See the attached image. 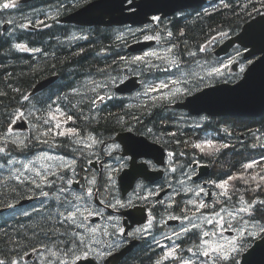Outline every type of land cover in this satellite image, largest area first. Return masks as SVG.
Listing matches in <instances>:
<instances>
[{
    "label": "flooded vegetation",
    "instance_id": "af4514ba",
    "mask_svg": "<svg viewBox=\"0 0 264 264\" xmlns=\"http://www.w3.org/2000/svg\"><path fill=\"white\" fill-rule=\"evenodd\" d=\"M202 11L203 10L200 9L185 10L177 12L171 17L161 18V25L159 28L152 21L139 27L129 25L116 27V35L113 39V43L112 45H107L109 49L112 47L111 59H115L116 66L113 65L114 62H112V65L107 64V61L105 64L102 63L98 65L97 68L93 69V72L81 75L76 79V81L69 83L68 86L66 85L56 88L55 91L51 92V100H56L57 96L69 95L70 101L72 102L74 99L72 98V95L69 93V91L70 88H76L78 86V80H85V83L89 80H95L98 83H104L105 77L110 72H112L110 74L113 76H123L124 74L129 77L133 76L135 80L131 86H133L135 83H138V86L129 93L119 95L113 91L114 86H110L106 89H97V92H99L101 95H112L114 98L111 100H106L103 104H99L98 108L96 109L92 108L91 106L90 108L94 113H96V116L99 115V113H103V110L109 113L110 111L115 112L118 109L130 107L132 110L136 111L140 108V106L144 105H158L160 106V110H163L165 114H171L170 112L173 111H170V108L173 107L178 100L177 94L175 96L168 95L171 91L170 87L173 86L172 84H169V88L163 89V95H168V99H163L161 93L158 92L150 93L148 97L144 96L143 93L145 92L146 84H154L158 87L160 81L168 82L169 80L176 78L178 75L176 74L175 70L171 68L170 72L162 71L160 73L157 72L151 74V71H145L147 68H143L142 73L139 72V70L134 72L129 70L127 67L122 69L121 67L124 65V63L119 60V57L124 56L126 58H131V56L134 57L142 54L130 53L127 47L137 41L144 40V35H155L156 33L154 32H157L158 29L164 26L169 28L176 18L181 19L182 21L192 20L196 17L203 16ZM146 25H151L152 27L149 29L145 27ZM129 29H131L135 35L131 34L128 31ZM137 29H144V33L137 31ZM180 29V31L183 32V28L180 27ZM180 33L178 36H180ZM92 34L93 32L91 33V37L94 41V35ZM118 35H122L123 38L118 40ZM218 39L219 37L216 34L215 27H211L207 35L205 32V35L199 44V47H206L207 50L205 52H200L199 48L196 50L190 47L191 50L195 51L196 55L189 56L187 51L188 49L185 53H176L174 52V47L171 53L167 52L165 55L168 56L169 60H178L180 63L179 72L183 69L186 74L191 73L192 64L194 66V71L196 72V65L197 63H200L202 67L207 66L206 68L209 71H212V69L216 68L219 71V74L217 75L225 78L227 77V79L230 81H235L242 74L241 67L244 69L247 64L253 60L254 56L247 60L243 57L244 50L238 46H234L230 50L233 53L231 52L232 55L229 58L233 57L232 64L234 65V63H237V65H234L235 70H230V67L227 69L226 62L228 61V56L218 57L214 53L216 46L218 45ZM87 41L92 42L90 39H88V37L86 38V42ZM183 43L185 44V42L179 40L177 37L172 36L170 39H166L164 45L165 48H169L173 45H183ZM91 46L92 45H90V47ZM158 46L159 43L156 44V47ZM101 52L104 53V48L101 50ZM116 68H118L119 71L115 70ZM99 69H107V71L104 73V75H101V73L98 71ZM191 74L192 75L180 77L181 83L176 84V86L179 87L181 93L185 94L184 97L202 90L205 84L206 87L210 84H216V80L219 78L216 74L215 76L205 75L203 77V81H200L198 79L200 76H198L196 73ZM184 79L188 80L187 84L183 83ZM89 86L92 87V85H88V88ZM187 89H190V91H186ZM95 94L96 93L89 91V97H93ZM39 97L41 99L44 98L42 93L39 94ZM150 97L160 98L153 100ZM85 101V104L88 105V101ZM71 102L66 100L60 101L62 110L70 108ZM108 103H110V105H108ZM83 108L87 109V106L83 105ZM176 112L178 111L175 110L174 113ZM75 114L77 117L72 115L74 122L69 121L65 127H75L81 131L82 136L93 135L94 137L103 140L105 142L104 147L111 150L110 155L105 154L102 149H96L88 151L86 153L87 158H83L79 153L73 152V149L76 147V145L72 144L68 139L62 137L57 139V142L60 143L59 147L52 148L48 144L35 143V146L30 152L37 150V154L47 153L48 155H55L56 157L63 156L68 160H70L75 155L78 160L76 174L74 175L72 172L67 173V178H71L73 183L72 185L65 184V187H69L72 191L79 193L86 186H88L87 180L85 179L87 177V179L96 180V186L100 189L101 194L104 195L107 175H112L113 186L111 187V194L107 195L106 198L112 200L113 204L115 203V199H120L122 203L131 201V204L126 207L112 208L104 207L99 203V198L95 199V205L100 208V210H102L103 215L89 218L88 224L92 227H95L96 225H107V230L109 233L114 232L112 225L117 224L118 227H123L125 229V235L104 236L102 232H98L96 234V239L99 241V243L93 244L92 247L97 251H111L112 255L107 256L105 259H99L95 254H93L87 259H82V261L84 260V264H156L158 260L161 261V264H176L175 261L161 260L163 252L166 251L168 247L173 245V241L165 240L162 237L164 235H171L173 230L179 231L182 223L189 227L190 225H188V221L171 220L169 219V215L182 217L186 214L189 217H193L195 223L201 224V228L203 230H211V225L203 224L202 219H195L193 216L195 213V208L193 207L192 203H189L190 201L198 203L199 201L203 200L206 204H208L209 208L202 210V213L204 217L210 219H215V217L211 215L213 211L220 212V215L223 216V205L230 203L232 205L240 206L237 201L243 196V194L245 195L243 191L229 189L232 199L228 202V200H225V197L218 195L220 189L215 187V183H209L210 181L218 183V180L212 174V166L209 165L210 170H208L207 176L198 179L194 178L198 172L200 163H207L204 161L200 162L198 160V156H196L198 149L196 150L191 146V150L187 149L186 151H189V153L194 155V157L191 161L183 160L184 155L181 156L179 155V151L175 152L174 150L176 147L175 144L177 142H179L178 144L184 145L186 139L181 137L178 138L177 135H169V133L176 134V132L162 129L152 121H148L149 119L143 120L141 116L138 117L139 122L134 120L133 116H129V118L122 117V120L127 121L123 124V127H119L108 133H104L105 135H97L91 128L83 130L81 126L82 124H86V119L83 118L81 120L80 115L76 112ZM186 115L187 114L185 113H176V116L173 115L172 118L169 116L168 118H165V120L166 122L170 123L171 127L178 130L183 129V132H186L188 135L192 136L191 140L192 138L193 140L190 143L194 144L195 138L193 137L192 132L190 133L189 130L199 131L202 127V124L208 122L209 119L205 117L193 118ZM128 128H131L132 131H128ZM149 129L151 131H149ZM228 131H226L224 134L225 140L232 141L233 135L230 134V128ZM124 132H131L137 137H142L147 142L157 146V148L149 150L146 154H144V152L135 155L126 154L124 144L121 143L117 138L119 134ZM208 133L209 136H213L215 129H209ZM187 134L185 135L186 138H188ZM238 138L241 140L246 139L245 142L248 148L261 145L257 135V130H254L253 128H246L243 132L239 133ZM238 138L237 143L239 144ZM212 142L217 146L215 141ZM93 151H95V154H93ZM169 151L174 152L180 158L176 157L175 155L172 161L169 162L167 156ZM15 153L17 154V152ZM97 156L99 157V160H97ZM88 159H90L92 163H88ZM215 159L216 154L213 156V161H215ZM193 161L196 163L193 164ZM190 164L191 167L189 168ZM15 167L18 168L19 165H16ZM172 168H175L176 170L171 171L170 169ZM108 169H111V171H108ZM128 169L133 171L135 174L138 172L141 175L131 178L130 189L128 192L124 193L121 188L120 176ZM189 176L191 179L188 178ZM181 181H183V184L180 183ZM6 182L8 185L7 183L0 185V188L5 189L4 193L6 194L2 195V197L5 198V201H3L4 207H2V210L5 211V213L2 214L0 218V230L7 234L9 231H13L14 233L17 228H23L25 224L27 225L34 219L44 220L47 223L49 229L38 230L34 234L35 238L31 245L27 247L21 245L18 249L8 252L6 256L1 257V259H4L6 264H8V262L11 260H16L17 264H46V261L52 259L53 264H56L55 259L50 257L47 249H51L52 251L64 249L65 245L73 239V231H80L82 234H84L83 229H74V226L61 223L60 218L56 215V213L58 210L62 211V208L58 209L57 202L54 198L46 200L44 197L40 196V189H36L34 186H31V190L30 188H26L24 184H19L13 179H8ZM62 183L63 181L55 179L56 188L61 186ZM197 186L202 187L206 194L202 193L200 196H196L195 192L197 190ZM185 189H192V191L186 192ZM43 190L49 191L50 193L55 192V188L49 189L48 187H44ZM138 196L142 198L138 199ZM143 197H147V199L145 200ZM217 200H219L220 203H216ZM248 201L254 200L248 198ZM9 204L13 205V207L9 208L7 206ZM169 205H171V207H169ZM25 212H27L29 215H24ZM150 213L153 217H155L154 226L150 230V234L136 233L135 230L137 228H140L146 224ZM196 215L199 216L200 214L196 213ZM109 216L112 217L111 220L108 219ZM127 233H133V235L129 236ZM197 234L198 233L194 231L193 233L186 234L179 240L175 241V243L179 244L180 248L183 250L180 252V255L184 258L191 256V253H188L186 250L187 248L192 247L194 242H196ZM113 241L120 243L119 249L115 248V246H113L111 249L107 248V245L112 244ZM154 241H160V243L164 245L165 248L161 249L157 247ZM33 248H35L37 251L33 252ZM25 252H27L28 255H25ZM193 259L196 258L193 257ZM197 264H199V261H197Z\"/></svg>",
    "mask_w": 264,
    "mask_h": 264
},
{
    "label": "snow or ice",
    "instance_id": "6c2138e0",
    "mask_svg": "<svg viewBox=\"0 0 264 264\" xmlns=\"http://www.w3.org/2000/svg\"><path fill=\"white\" fill-rule=\"evenodd\" d=\"M221 5L224 8L230 7L229 3H226L225 0H220ZM119 11L123 12L125 9L135 15L139 11H144L145 16H147L152 11H161L162 7H166L167 5H159V4H150V3H137V0H118ZM105 0H100L98 4H93L91 7L93 8H103L105 7ZM247 4L243 5V8H247ZM17 7L16 0H3L0 2V11L3 10H11ZM207 14V13H206ZM151 21L159 28L161 25V16L159 15H151ZM9 24H13L19 28H27L32 24L31 21L28 23H19L16 24L15 21L9 20L7 21ZM36 24H43V21H36ZM146 28H151V25H146ZM165 32L166 39H170L173 36V33L167 30L166 27L161 29ZM131 34L135 35L131 29L128 30ZM137 31L144 33V29H137ZM184 33L181 31L180 35L182 36ZM222 36H226V33H221ZM122 35H118L117 39H122ZM143 39L146 41L156 40L161 41L162 37L159 33L155 35H144ZM215 39V38H213ZM261 39L264 40V34H262ZM18 51H30V49L23 43H15L12 45ZM172 47L167 48V52L171 53L173 51ZM207 49L204 46L199 47L200 52H205ZM31 51L39 52L40 49H31ZM189 56H195L196 53L189 52ZM151 58L164 60V57H160L155 51L144 52L142 55H137L131 58H126L124 56H120L119 60L128 66L135 65L136 68H131V71L139 72L143 71V68L151 69L153 67H158L152 64ZM170 65L174 66L178 71L180 69V63L177 59H172L167 61ZM251 63V62H250ZM143 66V67H140ZM166 72H170L171 68H163L160 69ZM101 75L107 71V69H99L98 70ZM241 71L244 69L241 67ZM139 74V73H138ZM214 74H219L218 69H212L206 73L208 76H212ZM182 75H192L191 73ZM127 79V75L123 76L117 75L113 76L110 73L105 77L104 83H98L95 80H89L85 84L81 85V88L86 91H91L96 93L93 97H88L85 95V92L80 91L77 88H70L71 95L80 96L81 100L78 103H84L85 100L92 106V108H98L99 104H103L106 100H111L114 97L112 95H101L97 92V89H106L110 86H117L118 84H123ZM200 81H203V77H198ZM177 83H181L179 79H172L168 82L160 81L159 86H155L154 84H146L144 96L148 97L150 93L158 92L161 93L163 99H168V95L175 96L180 92V89H175V91H170L168 95H163V89L169 88V84L175 85ZM184 84L188 83L187 79L183 80ZM88 85H92L89 89ZM186 91H190L187 89ZM5 95V93L0 92V96ZM139 95V94H138ZM151 99H159L160 97H150ZM23 101H29L30 97L24 95L22 97ZM50 102H47L46 111L43 115H36L37 112H40L39 108H36V105L33 104L34 111L29 112V116H35L36 121H42V124L45 126L43 128L40 127L39 124H32V129L36 133L33 136L25 137L24 139H20L19 137L14 135L13 125L16 124L17 120L24 119V112L17 110V112L13 115V118L9 122V125L6 131L3 133V136H0V159L4 160V163H0V169L5 167V164L8 166V171L10 173L9 178L17 181L19 184H24L25 186L31 185L36 189H40V196L44 197L46 200L50 198H54L57 202L58 209L62 208V211L58 210L56 215L60 218V222L74 226V229H83L82 234L80 231H73V239L65 245L64 249L59 251H52L51 249H47L50 257L54 258L56 264H77V261L82 259H87L89 256L95 254L99 259H105L107 256L112 255L111 251H97L92 247L93 244H98L99 241L96 239V234L98 232H102L104 236H123L125 235V229L123 227H118L117 224H113L112 228L114 232L109 233L107 230V225L101 226L96 225L92 227L88 224L89 218L91 217H99L103 215L102 210L95 205V199L99 198V203L104 207H112V208H123L131 204V201L126 203H122L120 199H115V203H112V200L107 199L106 196L111 194V187L113 186V177L112 175H107V179L105 181L106 187L104 188V195L101 194L100 189L96 186L95 179H87V185L81 192L72 191L69 187H65L64 185H72L73 181L71 178H67V173L72 172L74 175L76 174V168L78 160L74 155L70 160L66 159L63 156L55 157L52 155H48L47 153L34 154L33 158L27 159L26 161H22L16 159L15 156L12 155V151H18L23 153L25 150L30 149L31 144L41 143L48 144L50 147L55 148L59 147L60 143L57 142V138H66L71 141L72 144L76 145L73 149L74 153H79L81 157L87 158L86 153L90 150L102 149L105 154L110 155V150L104 147L105 142L100 140L93 135L82 136L81 131L75 127H65L69 123V121H73V116L66 113L62 110L60 101L66 100L70 101L69 95L57 96L56 100H51V97L48 98ZM40 103V101H37ZM73 108H76L77 105L73 104ZM134 120L139 122V118L133 116ZM74 122V121H73ZM31 123V121H29ZM128 131H132L131 128H128ZM149 131H151L149 129ZM171 136H175V133H169ZM51 141V143H50ZM179 143V142H177ZM187 143V141L185 142ZM9 145H13L14 148L12 151L9 150ZM191 147L198 149L201 153H205L211 155L215 152L220 151L222 148H228V144H221L216 146L212 141H205L203 143H194ZM260 147L264 148V144H261ZM133 151H135V146H133ZM95 154V151H93ZM176 154L174 152L169 151L167 153L169 162L172 161L173 157ZM179 155L183 156L185 153L180 152ZM123 159V158H121ZM264 160V157L261 158ZM97 160L99 157L97 156ZM55 162V163H52ZM88 163H92L90 159H88ZM196 163L195 161L192 162ZM260 162L256 160H252L249 163L242 165V167L247 169H252L255 166H258ZM19 165V168L15 166ZM191 167V164L189 165ZM54 169V170H53ZM171 171H175V168L170 169ZM111 171V169H108ZM191 179V177H188ZM55 179H59L63 181L61 186L56 188ZM237 179H245L241 176H229L225 180H221L220 182H209L215 183V187L220 189L221 191L218 193L219 196L225 197V200H231L232 196L229 193L230 181ZM252 180L254 182L257 181V177L253 176ZM247 183V180H245ZM183 184V181L180 182ZM264 186V175H259V180L256 182V188H260ZM48 187L49 189L55 188L54 193H50L49 191H44L43 188ZM95 189V190H94ZM186 192L192 191V189H185ZM202 193H205V190L202 187L197 186V190L195 192L196 196H200ZM206 194V193H205ZM114 198V197H113ZM138 199L142 198L140 196ZM143 199H147V197H143ZM189 203L193 204L195 208V213L193 216L195 219H202V223L206 225H211V230H203L201 228V224L195 223L193 217H189L188 215L180 216H172L169 215V219L171 220H182L188 221V225L186 226L183 223L179 231L173 230L171 235H164L162 238L165 240L173 241V245L168 247L166 251L163 252V256L161 260H170L175 261L176 264H237V257L245 250L246 244L248 240H262L264 241V224H261L255 220L254 212L257 208V205H264V200L259 201H245L242 197L237 201L241 206L238 208H234V211L228 213V218L220 215V212L213 211L211 215L215 217V219H210L203 216L202 210L209 208V205L206 204L203 200L198 203L190 201ZM216 203H220L219 200ZM9 208L13 207V205H7ZM171 207V205H169ZM196 213L200 215L197 216ZM24 215H29L27 212ZM247 218V219H245ZM109 220L112 219L111 216L108 217ZM155 217L149 214L147 218V222L145 225L137 228L136 233L150 234V230L154 226ZM236 221L237 224L243 223V228H236L237 237L233 239H229L224 243H220V240L223 239L224 231H229L233 227H236L232 222ZM197 232L196 242H194L192 247L187 248V252L191 253V256L188 258H184L180 255V252L183 251L179 244H176L175 241L179 240L182 236ZM127 235L131 236L133 233H127ZM216 237V240L213 241L211 238ZM207 238V239H206ZM156 246L164 249L165 246L160 243V241H154ZM115 246V248L119 249L120 243L117 241H113L112 244H108L107 248L111 249ZM260 249L259 259H255L256 249ZM33 252L37 250L35 248L32 249ZM25 255H28L25 252ZM195 257L196 259H193ZM200 257L204 259L200 260ZM248 257H251V260L246 258V264H264V245L257 244L256 248H253L248 252ZM0 264H6L4 259H0ZM8 264H17L16 260H11ZM46 264H53V260L49 259L46 261ZM156 264H161V261L158 260Z\"/></svg>",
    "mask_w": 264,
    "mask_h": 264
},
{
    "label": "trees",
    "instance_id": "16d2710c",
    "mask_svg": "<svg viewBox=\"0 0 264 264\" xmlns=\"http://www.w3.org/2000/svg\"><path fill=\"white\" fill-rule=\"evenodd\" d=\"M45 1L40 0L39 3ZM0 2H3V0H0ZM225 2L229 3L230 7L224 8L220 0H215V12L211 13L208 10L209 15L199 16L188 21L177 18L173 21L172 27L170 26L174 30L173 36L185 42V44L179 46L175 51L176 53H185L190 47L198 50L205 32L207 35L211 27L218 29V32L228 33V35L235 33L245 21L258 14L260 9H264V0H225ZM31 4L35 3L32 2ZM245 4L248 5L247 8L242 7ZM28 5L25 4L24 7ZM8 16H10L8 10L0 11V18H3V21ZM42 18L41 16L40 19ZM180 27L183 28L184 34L182 36H178L181 32ZM23 29L17 31V28L14 27L12 31L4 33L0 27V92L5 93V95L0 96V136L6 131L17 110L27 111L26 101H23L22 97L24 95L28 96L32 85L40 78L51 73L58 75V80L51 84L47 90L42 91V96L46 95L48 97L56 88L68 86L69 83L76 81L81 75L93 72L94 68L102 63L105 64L106 61L107 64L112 65V62H114L113 65H116L115 59H111L112 50L106 47V45H111L108 29L95 27V32L92 34L94 35V41L89 36L88 39L92 42L81 41L77 44L61 42L60 39L63 36L57 34V32H65L66 26L51 24L49 28H44L36 33L30 32L31 30L26 28ZM15 43L25 44L30 51L16 50L12 47ZM90 45L92 46L90 47ZM34 46L40 47V54L31 51ZM103 48L104 53L101 52ZM32 97L30 99H35L37 96ZM80 100H73L67 111L74 116H76L75 112L78 113L81 120L86 119V124L81 126L83 130L91 128L97 135H105L104 133L123 127V124L127 121L122 120V117L141 116L143 120L149 119L148 121H152L162 129L176 132L178 138H185L187 143L183 146L178 143L176 145L179 147V152L185 153L183 160H189L190 157L186 151L189 140L185 137L186 132L171 127L165 118L171 117L173 114H165L163 110H160V106L144 105L140 106L139 109L137 108L136 111L130 107H124L115 112L113 111L114 113L112 111L107 113L103 110V113L96 116V113L90 108L91 105L88 102V105H86V101L82 104L78 103ZM73 104H76L77 107L73 108ZM83 105L87 106V109L83 108ZM42 107L44 109H40ZM42 107L39 106L40 112H37L36 115L44 114L46 106L42 105ZM31 111H34V109ZM31 111H27L28 114ZM29 118L32 124H37L35 116H29ZM217 122L220 126L218 124L215 126L217 136L213 141L217 143V146L228 143L229 147L224 150L223 148L220 149L221 152H216V159L212 161V174L218 182L227 179L229 176L244 177L245 179L230 181L231 188L229 189L243 191L248 198L254 201L264 200V186L256 188L259 175H264V160L252 169L243 171L242 167V165L254 160L255 156L263 157L264 148L257 145L248 148L245 142L246 139L241 140L238 138L240 132H243L246 128H253L257 130V135L259 134V141L264 144V115L260 118L221 117L217 119ZM42 126L44 125L42 124ZM228 127L230 128V134L233 135L232 139L236 142L225 140L224 134ZM27 136L30 137L33 134L27 133ZM236 137L239 139V144ZM253 176L257 177L256 182L252 180ZM245 180H247V183ZM4 191L5 189L0 188V207L4 205L2 203L5 201V198L2 197V195H6ZM228 205L232 204L229 203ZM254 217L255 220L264 224V205H257ZM43 229H49L47 223L44 220L34 219L27 225L25 224L23 228H17L14 233L9 231L7 234L0 230V259L6 256L8 252L18 249L21 245L24 247L31 245L35 238V232ZM238 258L239 256L236 259L238 260Z\"/></svg>",
    "mask_w": 264,
    "mask_h": 264
},
{
    "label": "bare ground",
    "instance_id": "6f19581e",
    "mask_svg": "<svg viewBox=\"0 0 264 264\" xmlns=\"http://www.w3.org/2000/svg\"><path fill=\"white\" fill-rule=\"evenodd\" d=\"M40 0H16L17 2V7L14 8V9H11L13 11L12 13V16H13V19L14 21L16 20H22V21H26L28 23V21H31L32 24L30 26H28L26 29H29L31 30L30 32L32 33H36L38 31H41L42 29L44 28H49L51 26V24L53 25H60V26H66V29H65V32H57V34H61V36L65 37L66 35L69 36L71 34L72 31H78V30H82V31H88L90 32L89 35L85 36L83 39L81 40H78V41H86V38L91 36V33L92 32H95L94 31V28L95 27H100V28H104V29H108L109 30V40H110V43L112 45L113 43V39L115 37V32H116V27L118 26H123V25H129V26H142V25H145L147 24L148 22H151V15L153 14H150V15H147V16H144L145 17V20L144 22H131L130 20L128 21H125V22H121V23H115V24H105V23H94V24H86L85 22H78V21H72L70 20V18L74 17L72 14L78 12L79 10L82 11L84 9H88L91 5L93 4H96L98 2H100V0H46L44 3H39ZM35 3V4H31V3ZM138 2V1H137ZM25 4H30L26 7H24ZM59 6L62 7V10L61 11H56ZM41 10V16L43 17L42 19H40L41 16H35L32 18H29V15H25V16H18L16 17L17 14L19 13H22V12H27V10H30V11H34V10ZM52 9L53 12H55L54 14H51V15H48L47 17L44 15L47 12V10H50ZM96 9V13L94 14L93 18L96 19V17H98V14L101 12V9L100 8H95ZM29 11V12H30ZM118 11H119V5L117 6V10H116V13H115V16H118ZM124 12H128L126 9L124 10ZM28 13V12H27ZM176 12L170 14V15H167V16H163L162 13H155V15H159L161 16V18H168V17H171L172 15H174ZM57 15V17H56ZM3 16V15H2ZM43 21V24H39L37 25L36 24V21ZM109 20V17L106 16L104 18V21H108ZM165 22V21H164ZM1 23V22H0ZM10 24L7 23V21L5 23H3L2 27H1V30L2 32H8L10 29ZM165 27V26H164ZM162 27V28H164ZM158 29L157 32H154V33H159L162 37L161 41H156V40H150V41H146V40H142V41H137L131 45H129L127 47L128 51L130 53H144L150 49H152L153 47L156 46L157 43L161 44L162 43V46L165 47L164 45V42L166 41L165 39V32L162 31L161 29ZM241 28V27H240ZM240 28L237 30L239 31ZM25 29V28H24ZM23 29V30H24ZM167 30L171 31L173 33V30L171 27L167 28ZM6 32V33H7ZM73 34V33H72ZM72 39V38H71ZM225 39V40H224ZM228 39V37H219L218 39V45L216 46V49L214 51L215 55L216 56H228V58L232 55V51L231 48L234 47V46H238L240 48H242L244 51H243V57L246 58L247 60H249V58L253 57L254 54H251L249 52H247L249 50L248 47L246 46H242L240 45L239 43L235 42L229 49L228 51H223L221 53L218 54V51L220 49V46L223 45L224 42H226V40ZM143 41H146V42H151L150 46H148L147 48L145 49H142V50H131L132 46L135 45L136 43L138 42H143ZM224 41V42H222ZM73 42V41H72ZM203 45V44H201ZM105 46V45H104ZM176 46L175 45V50L174 52L177 50L176 49ZM103 47V46H102ZM107 47V45H106ZM40 49V47L38 46H34L32 47V49ZM108 48V47H107ZM112 49V47H111ZM232 52V53H231ZM163 53V52H162ZM38 54V53H37ZM40 54V52H39ZM164 56V55H163ZM169 61V60H168ZM251 62V61H250ZM250 62L247 64V66L244 68V71L242 72L241 76L235 80V81H230L226 78L222 79V81L225 83H230V84H238V85H241L246 79L245 77L248 75L251 76V73H250V70H249V66H250ZM157 64V63H156ZM124 67H127L128 69L131 67L133 68V66H128V65H122V69ZM172 67V66H171ZM230 67V70L233 69L235 70V66L232 64V62L229 64L228 66V69ZM155 69L157 71H161V67H155ZM157 73V72H156ZM182 73V72H181ZM134 77L133 76H127V79H133ZM58 80V75L56 73H51V74H48L42 78H40L39 80H37L33 85H32V88L31 90L29 91L28 93V96L30 98H33L32 96L36 95L37 97L35 99H30L29 101H26V110L27 111H31L33 109V104L36 103V107L39 108V106L42 107V105H45L47 107V102H50L48 100L49 97H52V95L50 96H44L43 99H41L39 97V94L42 93L43 90H47L51 84H53L55 81ZM214 86H216V84H210L209 86L206 87V84L204 86V90L207 92V97H208V93H209V100L213 102V89H214ZM136 87L135 86H131L129 84H127L126 82H124L123 84H118L117 86H114L113 88V91L116 93V94H125V93H129L131 92L132 90H134ZM171 88V91H174L172 87ZM211 88V89H210ZM22 91V90H21ZM209 91V92H208ZM224 98L228 101H231L234 99L233 97L230 96V94H228V92L226 91V93L224 92ZM185 94H183L181 97L177 98V102L176 104L170 108V111H173V112H170L171 114H173L174 116H176V113L177 114H180V113H185L187 114L186 116H189V117H193V118H201V117H205L207 119H209L208 122H206L205 124H202V127L199 131H190V133L192 132L193 134V137L195 138V143H203L205 141H213L215 136L217 135V129L215 131V133H213V136H209V133H208V130L211 129V130H214L215 129V126L218 124L220 126V124L217 122V119L221 118V117H239V118H249V116H231V115H228V114H217L216 112H207V111H204V110H201L199 106V104H197L195 101L192 102L193 106L196 108L195 110H190V108L187 107L186 105V102L188 100V96L184 97ZM37 101H40V103H37ZM73 101V100H72ZM40 109H44L43 107L40 108ZM176 111V113H174ZM27 111H22L24 113H26V117L24 116V119L23 120H17V123L18 126H21V124H26L29 126L30 128V133H32L33 135H35L36 133L33 131L32 129V122L29 123L30 121V118H29V115H28V112ZM42 111V110H41ZM65 111L66 113H69L66 110H63ZM70 114V113H69ZM72 115V114H70ZM263 114L259 115V116H254L255 118L256 117H261L263 116ZM31 117V116H30ZM173 116H171L170 118H172ZM216 118V119H214ZM33 120V119H32ZM176 121V120H175ZM37 124L40 125L41 128L45 127V126H42V121H36ZM231 123V122H230ZM210 126V127H209ZM15 128V127H14ZM183 130V129H182ZM188 130V129H186ZM229 130V127L227 128V131ZM229 132V131H228ZM187 134V133H186ZM263 134V133H262ZM168 135V134H167ZM259 135V134H258ZM188 150L190 149V142L193 140H191V137L190 135H188ZM117 138L119 139V141L121 143L124 144V149H125V152L126 154H130V155H135V154H139L141 152H144V154H146L149 150H152V149H155L157 148V146H154V144L150 143V142H147L146 141V146L144 147H135V151L134 153H129L127 148H129L130 146V143L128 141V137H127V132H124V133H121L117 136ZM263 138V137H261ZM59 139V138H57ZM264 139V138H263ZM233 142H236V140L232 139ZM261 142V141H260ZM2 143V142H0ZM232 143V142H231ZM263 142H261L262 144ZM256 144V143H255ZM176 145V144H175ZM183 146V145H182ZM260 147V146H259ZM184 148V147H183ZM253 148V147H251ZM161 149V148H160ZM179 147L178 145H176L175 147V152H178L179 150ZM224 149V148H223ZM10 150V149H9ZM178 150V151H177ZM191 150V149H190ZM197 150V149H196ZM12 151V150H10ZM111 151V150H110ZM221 152V151H220ZM12 154L14 156H17L16 153L14 151H12ZM188 156L190 157L189 158V161L192 160V158L194 157V155L190 154L189 151L187 152ZM216 154V152H215ZM196 156H198V160L200 162H206L207 164H204V163H200L199 167H198V172L196 173L195 175V179H198V178H202V177H205L207 176V172L208 170H210V166H212V161H213V157H209V156H206L205 153H201L199 150L196 152ZM133 157V156H132ZM176 157H179L176 155ZM180 158V157H179ZM185 158V156H184ZM183 158V159H184ZM209 158L210 159V162H209ZM2 160V159H1ZM179 165V164H178ZM210 165V166H209ZM5 168V167H4ZM7 168V167H6ZM190 168V167H189ZM183 173V172H182ZM120 181H121V188H122V191L124 193L128 192L129 189H130V186H131V181L129 180H126L124 177H123V173L121 174L120 176ZM18 184V183H17ZM151 187V186H150ZM179 187V186H178ZM29 188V187H28ZM184 192V191H183ZM254 192V191H253ZM255 194V193H253ZM195 198V197H194ZM26 202V201H24ZM3 203V202H2ZM4 207V205L2 206ZM2 207H0V218L2 216V214L5 213V211L2 210ZM223 209H225L224 207H222ZM226 210V209H225ZM31 214V213H30ZM31 217V216H30ZM58 221V220H57ZM257 221V220H256ZM259 222V221H258ZM261 223V222H260ZM1 229V227H0ZM54 237V236H53ZM182 238V237H181ZM247 242H250V240H248ZM203 257H200V260H202ZM204 259V258H203Z\"/></svg>",
    "mask_w": 264,
    "mask_h": 264
},
{
    "label": "water",
    "instance_id": "95a60500",
    "mask_svg": "<svg viewBox=\"0 0 264 264\" xmlns=\"http://www.w3.org/2000/svg\"><path fill=\"white\" fill-rule=\"evenodd\" d=\"M150 3V4H159L167 5L162 7L161 11H152L150 14L162 13L163 16L170 15L178 10L187 9V8H200L203 7L206 0H140L137 3ZM99 3V2H98ZM96 3V4H98ZM105 7L100 8L101 12L98 14L96 19L93 18L96 13V9L89 7L82 11H78L72 14L74 17L70 18L72 21L85 22L86 24L94 23H105V24H115L121 23L130 20L131 22H144L145 14L144 11H139L137 14L133 15L129 12L118 11V16H115L118 0H105ZM108 16L109 20L104 21V18ZM262 34H264V15H258L251 18L249 21L245 22L241 30L228 38L223 45L220 46L218 54L223 51H228V49L235 43H239L242 46L249 48L247 52L251 54L261 53L262 55L252 62L249 66L251 76L248 75L245 77V81L241 84H220L214 86L213 89V102L210 101L209 93L207 97V92L201 93L194 98L187 100L186 105L188 108H191L192 102L195 101L201 110L207 112H216L217 114H228L231 116H259L264 113V40L261 39ZM151 42H138L132 46L131 50H142L150 46ZM211 89V88H210ZM230 94L234 99L227 101L224 98V92ZM209 92V91H208ZM131 148L135 141L129 142ZM264 245V241L257 240L253 246L248 249L243 255L240 264H246V258L251 260V257H248V252L253 248H256V245ZM260 249H256L255 259H259ZM81 264V263H77Z\"/></svg>",
    "mask_w": 264,
    "mask_h": 264
},
{
    "label": "rangeland",
    "instance_id": "374dc122",
    "mask_svg": "<svg viewBox=\"0 0 264 264\" xmlns=\"http://www.w3.org/2000/svg\"><path fill=\"white\" fill-rule=\"evenodd\" d=\"M62 10V7L61 6H59V8L56 10V11H61ZM9 11V15L10 16H8L7 17V19H4L5 21H3V18H0V27H2V25H3V23H5L6 21H9V20H12V21H14V19H13V16H12V13H13V11L12 10H8ZM30 10H27V12H22V13H19V14H17L16 15V17H18V16H25V15H29V18H31V20H32V18L33 17H35V16H41L42 14H41V10H39V9H37V10H34V11H30ZM47 12L48 13H46V14H44L46 17L48 16V15H51V14H54L55 12H53V10L52 9H50V10H47ZM56 17H57V15H56ZM19 18V17H18ZM16 22V24H19V23H27L25 20L24 21H22V20H16L15 21ZM14 27H16L15 25H13V24H10V27H9V32L10 31H12L13 30V28ZM17 28V31L19 30V29H23V28H19V27H16ZM16 31V32H17ZM73 33V34H72ZM90 34V32H88V31H80V30H76V31H72L71 32V34L69 35V36H65V37H63L62 39H60L61 40V42H69V43H72V44H77V43H81V41H78V40H81V39H83L85 36H87V35H89ZM72 38V39H71ZM73 41V42H72ZM71 44V45H72ZM181 44H178L177 46H176V49H178L179 48V46H180ZM156 47V46H155ZM153 47L152 49L153 50H148V51H155V52H157L158 53V55L160 56V57H164L165 59L164 60H159V59H155V58H151V62H152V64L153 65H155V66H159V67H161V69H163V68H173L174 70H175V72H176V74L178 75L176 78H174V79H179V80H181V78L180 77H182V76H186V75H182V73H184V74H186V72L182 69L180 72L174 67V66H172L171 67V65L167 62L168 60H169V58H168V56L167 55H165L166 53H167V48H165V47H163L162 46V44H159V46L158 47ZM171 47V46H170ZM148 51H146V52H148ZM188 51V53L189 52H194L195 53V51H193V50H191V49H188L187 50ZM163 52V53H162ZM136 54H139V53H136ZM143 54V53H142ZM142 54H140V55H142ZM164 55V56H163ZM131 57H133V56H131ZM225 60V59H224ZM223 60V61H224ZM233 61V57H231V58H228V61L226 62V64H227V69H228V66H229V64L231 63ZM157 63V64H156ZM191 63V62H190ZM218 65V64H217ZM116 66V65H115ZM140 67H143V66H140ZM207 66H205V67H202V65L200 64V63H197V65H196V72L194 71V66H193V64H192V67H191V69H192V72L191 73H196L198 76H200V77H204L205 75H206V73L207 72H209V70L206 68ZM133 68H136V66L135 65H133ZM216 69V68H215ZM115 70H117V71H119L118 70V68H116ZM129 70H130V68H129ZM137 70H139V69H137ZM146 70H149V71H151V74H154V73H156V72H162L163 70H161V71H157L156 69H155V67H153V68H151V69H145V71ZM182 72V73H181ZM227 72H228V70H227ZM110 73H112V72H110ZM142 73V72H141ZM217 75V74H216ZM213 76H215V74L213 75ZM221 80L222 79H224L225 77H221V76H219V75H217ZM229 76V75H228ZM77 83H78V86L76 87L77 89H79L80 91H82V92H85V95L86 96H88L89 97V91H86L85 89H83V88H81V85H83V84H85V80H83V81H77ZM91 88V86H89V89ZM172 88H173V90L175 91V89H179V87H177L176 86V84L175 85H173L172 86ZM69 93H70V91H69ZM71 94V93H70ZM183 95V93H181V91L179 92V93H177V98H179V97H181ZM72 98L74 99V100H78V99H81V97L80 96H75V95H72ZM25 114V117H26V113H24ZM181 117V116H180ZM27 118V117H26ZM175 121V120H174ZM2 136V135H1ZM192 144L190 143V146H191ZM33 148H31V150H32ZM13 155V154H12ZM206 156H209V157H213L214 155H215V153H213V154H211V155H208V154H205ZM14 156V155H13ZM53 156H55V155H53ZM56 157V156H55ZM15 158H16V156H15ZM0 163H4V160L2 159H0ZM7 167V168H6ZM19 168V167H18ZM245 169L243 168V171H244ZM9 176H10V173H9V171H8V166L5 164V168H2V169H0V185H2V184H5V183H7L6 181L8 180V179H10L9 178ZM11 180V179H10ZM7 185H8V183H7ZM25 186V185H24ZM26 188H30L31 189V185H28V186H25ZM32 190V189H31ZM250 192H252V191H250ZM230 200H228V202H229ZM241 206V205H240ZM223 216L227 219L228 218V212H227V210H225V209H223ZM244 227V224L243 223H241L240 224V228H243ZM229 231H232V229L231 230H229ZM227 232L228 231H224V233H223V239H221L220 240V243H224L225 241H227V240H229V239H233V238H235L236 236H234V234L233 235H228L227 234ZM207 239V238H206ZM213 241H215L216 240V237H212L211 238Z\"/></svg>",
    "mask_w": 264,
    "mask_h": 264
}]
</instances>
